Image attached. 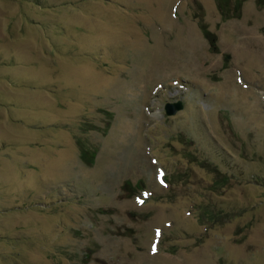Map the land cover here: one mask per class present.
I'll use <instances>...</instances> for the list:
<instances>
[{
    "label": "rangeland",
    "instance_id": "1",
    "mask_svg": "<svg viewBox=\"0 0 264 264\" xmlns=\"http://www.w3.org/2000/svg\"><path fill=\"white\" fill-rule=\"evenodd\" d=\"M0 264H264V0H0Z\"/></svg>",
    "mask_w": 264,
    "mask_h": 264
},
{
    "label": "water",
    "instance_id": "2",
    "mask_svg": "<svg viewBox=\"0 0 264 264\" xmlns=\"http://www.w3.org/2000/svg\"><path fill=\"white\" fill-rule=\"evenodd\" d=\"M183 108H184V104L182 101H179L177 103H167L165 105L166 114L168 116H173L177 114Z\"/></svg>",
    "mask_w": 264,
    "mask_h": 264
}]
</instances>
